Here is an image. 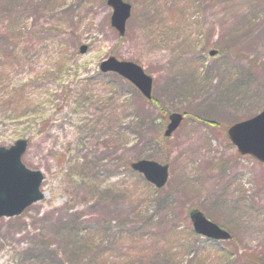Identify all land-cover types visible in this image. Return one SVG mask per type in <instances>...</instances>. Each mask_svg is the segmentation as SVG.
Segmentation results:
<instances>
[{
    "label": "rangeland",
    "instance_id": "rangeland-1",
    "mask_svg": "<svg viewBox=\"0 0 264 264\" xmlns=\"http://www.w3.org/2000/svg\"><path fill=\"white\" fill-rule=\"evenodd\" d=\"M126 1L121 35L106 0H0V145L27 139L45 176L42 200L0 218V264H255L264 162L227 130L264 109V0ZM110 56L153 77V101L101 72ZM139 159L169 164L163 189ZM193 209L233 237L197 234Z\"/></svg>",
    "mask_w": 264,
    "mask_h": 264
},
{
    "label": "water",
    "instance_id": "water-1",
    "mask_svg": "<svg viewBox=\"0 0 264 264\" xmlns=\"http://www.w3.org/2000/svg\"><path fill=\"white\" fill-rule=\"evenodd\" d=\"M112 7L111 25L121 35L126 32L127 20L131 16L132 5L125 0H106ZM87 45L80 46V52L87 50ZM215 50L210 54L214 55ZM104 73L115 72L131 82L147 98H152L153 77L144 68L132 61L120 60L115 56L104 59L100 64ZM164 130L169 137L181 124L184 115L172 112ZM228 137L242 155H252L264 162V110L257 115L234 123L228 128ZM28 147L27 139H18L10 147L0 145V218L20 215L28 206L44 198L41 185L44 174L40 170L28 168L22 156ZM131 168L157 188L166 185L169 179V164L152 159H139L130 164ZM190 218L196 233L214 240H229L232 234L216 222L210 220L199 209L190 212Z\"/></svg>",
    "mask_w": 264,
    "mask_h": 264
},
{
    "label": "trees",
    "instance_id": "trees-1",
    "mask_svg": "<svg viewBox=\"0 0 264 264\" xmlns=\"http://www.w3.org/2000/svg\"><path fill=\"white\" fill-rule=\"evenodd\" d=\"M105 75H108V73H105ZM87 80H92L93 82L95 81V80L92 79V77L86 78V81ZM148 101H150V102L153 101V98L151 100H148ZM255 261H256L255 264H264V256H262V257H255Z\"/></svg>",
    "mask_w": 264,
    "mask_h": 264
}]
</instances>
